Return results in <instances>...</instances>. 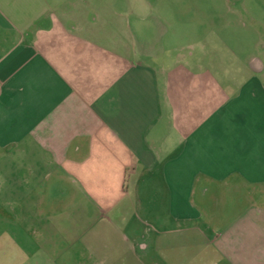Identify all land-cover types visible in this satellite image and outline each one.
Masks as SVG:
<instances>
[{"label": "crops", "instance_id": "0c3cea01", "mask_svg": "<svg viewBox=\"0 0 264 264\" xmlns=\"http://www.w3.org/2000/svg\"><path fill=\"white\" fill-rule=\"evenodd\" d=\"M240 5L261 36L156 50L142 0H0V264H264V1Z\"/></svg>", "mask_w": 264, "mask_h": 264}, {"label": "rangeland", "instance_id": "374dc122", "mask_svg": "<svg viewBox=\"0 0 264 264\" xmlns=\"http://www.w3.org/2000/svg\"><path fill=\"white\" fill-rule=\"evenodd\" d=\"M146 3V12L155 13L156 24L150 31V40L156 50L165 42L170 48H176L180 44V37L196 34L216 32L220 35L235 34L246 38H257L263 33L257 29L235 27L232 25L230 15L240 6L250 2H262L264 0H142ZM202 21L207 22L203 24ZM213 23L214 25H211ZM190 42V40H187Z\"/></svg>", "mask_w": 264, "mask_h": 264}]
</instances>
